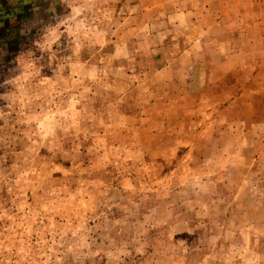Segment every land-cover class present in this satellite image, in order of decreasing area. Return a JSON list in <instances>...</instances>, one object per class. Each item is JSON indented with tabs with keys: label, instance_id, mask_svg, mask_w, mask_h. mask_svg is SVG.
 Listing matches in <instances>:
<instances>
[{
	"label": "rangeland",
	"instance_id": "obj_1",
	"mask_svg": "<svg viewBox=\"0 0 264 264\" xmlns=\"http://www.w3.org/2000/svg\"><path fill=\"white\" fill-rule=\"evenodd\" d=\"M25 1L0 264H264V0Z\"/></svg>",
	"mask_w": 264,
	"mask_h": 264
},
{
	"label": "crops",
	"instance_id": "obj_2",
	"mask_svg": "<svg viewBox=\"0 0 264 264\" xmlns=\"http://www.w3.org/2000/svg\"><path fill=\"white\" fill-rule=\"evenodd\" d=\"M46 2L47 1L45 0L44 4H47ZM35 4H39V3H35V2L34 3H27V1H25V0H0V7H2L3 10L5 8H7L4 11H8L9 7H11V8H13L14 6L19 7V9H21V11L17 15V17H19V19L21 17L25 18V21H23L25 23H26L27 19L29 18V15H30L31 11L33 10ZM38 6L40 7V5H38ZM36 9H37V5H36ZM0 14H1L0 15V20H1L2 17H4V14L6 15L7 13H0ZM9 17L12 18L13 14L9 15ZM6 24H5V26H8ZM20 29H22V27H20ZM17 34H18L17 32H12V31L7 32L6 27H5L4 31L2 29H0V45H4L3 40H5V42H7L9 45H13L17 41L19 43V40L21 37H18Z\"/></svg>",
	"mask_w": 264,
	"mask_h": 264
}]
</instances>
